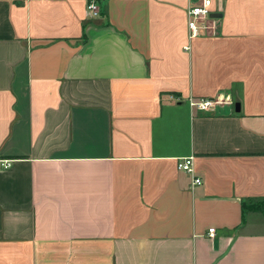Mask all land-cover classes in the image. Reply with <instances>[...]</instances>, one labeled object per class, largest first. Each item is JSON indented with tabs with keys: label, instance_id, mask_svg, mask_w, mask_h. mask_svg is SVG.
<instances>
[{
	"label": "crops",
	"instance_id": "crops-1",
	"mask_svg": "<svg viewBox=\"0 0 264 264\" xmlns=\"http://www.w3.org/2000/svg\"><path fill=\"white\" fill-rule=\"evenodd\" d=\"M90 1L0 0V264H264V0Z\"/></svg>",
	"mask_w": 264,
	"mask_h": 264
},
{
	"label": "built area",
	"instance_id": "built-area-1",
	"mask_svg": "<svg viewBox=\"0 0 264 264\" xmlns=\"http://www.w3.org/2000/svg\"><path fill=\"white\" fill-rule=\"evenodd\" d=\"M191 5L187 8L186 16L189 29L190 39L200 37L207 32L213 30L212 22V0H189ZM88 12L93 17L99 16V7L96 0H91L88 4ZM214 102L212 100L190 101L192 107H196L202 112L208 111ZM194 157L184 158L178 161L177 168L187 174L193 175L192 187H199L203 184V180L194 175L193 170ZM8 166V165H7ZM210 233H215V229H211Z\"/></svg>",
	"mask_w": 264,
	"mask_h": 264
},
{
	"label": "trees",
	"instance_id": "trees-1",
	"mask_svg": "<svg viewBox=\"0 0 264 264\" xmlns=\"http://www.w3.org/2000/svg\"><path fill=\"white\" fill-rule=\"evenodd\" d=\"M248 209H250L251 211H264V207L262 205H254V206H250Z\"/></svg>",
	"mask_w": 264,
	"mask_h": 264
}]
</instances>
